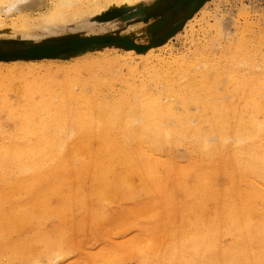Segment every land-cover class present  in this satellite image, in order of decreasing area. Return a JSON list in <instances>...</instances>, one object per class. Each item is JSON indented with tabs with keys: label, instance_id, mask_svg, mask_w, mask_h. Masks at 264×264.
<instances>
[{
	"label": "bare ground",
	"instance_id": "obj_1",
	"mask_svg": "<svg viewBox=\"0 0 264 264\" xmlns=\"http://www.w3.org/2000/svg\"><path fill=\"white\" fill-rule=\"evenodd\" d=\"M39 1L0 0V20L14 16L21 25L30 26L34 22L31 20L32 14L27 15V11ZM49 1L52 7L47 8L48 12L39 18L40 21L37 20L38 24L40 22L38 27L61 21L65 23L72 17L71 22L76 19L75 16L80 18L79 16L86 14L96 17L107 11L109 7L128 6L129 8L143 0ZM216 19L217 23L213 26L208 23L207 29H210L209 26L211 29L217 28L215 32L221 33L220 38H223L225 25L228 24ZM189 23L192 27L193 22ZM0 25L4 27L3 24ZM202 27L204 28V25ZM218 38H209L212 47L207 45L208 42L202 43L195 46L196 49L191 55H185L183 58L180 57L181 55L178 56L180 58L174 63L180 64L175 69H167L162 73H160L162 69L153 70L152 73L150 72L152 77L149 78L155 83V89L150 91L147 84L146 87L142 84L139 94L131 93V90L127 91L132 98L122 94L124 98L119 100L117 97L116 104L111 109L109 108L111 104L108 106V101L102 100L106 95L98 89L100 84L96 80L102 79L100 81L104 82L109 78L112 73L110 70H113V62L120 60L115 53L104 57L107 64L113 65H111L112 69L111 67L104 69L107 64L100 66L104 69L103 73L105 70L110 71L108 77L107 74L105 75L107 79L104 76L100 79L96 76L95 79L91 71L90 76L96 81L94 87L92 86V89L94 88L92 95L87 94L89 87L85 88L86 83L84 84L85 81L80 75L74 79L65 75L67 79L62 81V78L61 82L59 81L63 73L78 75L83 69H91L95 65L88 63L75 64L71 66L72 68L57 64V67L60 66L58 70L63 72L61 76L58 74V80L54 77L50 78L43 87L30 84L34 87L30 90H28L29 86L23 87L27 90L25 93L30 94L25 96L29 106L27 105V110L24 109L25 113L17 107L18 111L24 114L21 116L23 127L19 128L22 131L19 129L17 131L22 133L21 140L27 141L20 144L19 135V138L14 135L17 140L10 135L12 138L9 139L18 142L0 143V254L15 252L21 248L20 251L25 254L23 258H19L22 264L30 262L27 258L35 251L41 259L36 264H53L55 261L60 263L66 260L74 249L71 247L73 241L81 233L89 230L93 236L99 233L100 223H111L115 220V215H111V211L93 212L90 207L94 201L103 200L106 193L115 192L114 195L120 197L121 193L118 194L116 191L126 185L131 190L129 198L134 201L130 211L133 217L136 216V219L131 220L130 226L134 225L133 227L149 241L153 235L161 240L159 235L168 233V237L154 247H151V244L141 247L138 245L137 236L132 239L130 253L133 255L134 252L141 261L140 264H264V54H251L248 47L242 43L236 51L230 49L228 55L217 54L213 58L211 55L200 56L201 51H209L210 54L216 51L220 47ZM191 43H194V40ZM43 48L45 47H40L38 50ZM154 51L151 49L146 55L138 57L148 66L157 58L154 56L155 53L153 54ZM128 53L122 59L125 65L133 62L135 55L132 51ZM169 58L165 55L158 61L162 65H167ZM201 60L212 66L227 67H224V73L217 77L215 82L208 84L206 74H198L196 69L191 68L192 65L197 66ZM179 61H182V64ZM100 62L99 60L96 63L100 64ZM17 63L14 62L12 65ZM52 65L48 67L52 68ZM116 66L117 63L115 68H118ZM42 68L43 66L33 65L28 72H40ZM101 68H99L100 72ZM13 69L11 68L9 72ZM90 76L88 74V78ZM225 76H228L227 80L230 83L236 85V92L241 94L240 91H243L247 94L248 100L245 98L246 107H244L246 110L245 112L242 110V114L230 104L226 106L222 103V106L220 103V107L226 106L224 108L228 113L223 114L217 101L213 103L209 100L219 97L225 80L222 77ZM19 77L14 79L16 85ZM93 78L91 80L94 81ZM126 79L128 80V77ZM12 81H8L10 85ZM21 81L20 79V84ZM110 81L114 83L115 79ZM8 82L4 80V86ZM109 83L112 86V83ZM75 85H79V92L75 91ZM127 85L129 87L130 84ZM7 88L9 89V86ZM23 88L21 87L19 92L16 91L17 96L18 93L22 95ZM89 89L91 91V88ZM106 90L109 94L111 89ZM101 93L104 98H101ZM8 96L11 99V95ZM164 97L168 100L166 103ZM5 100L7 101L6 98ZM13 100H11L12 104L15 102V99ZM37 100L38 102H35ZM23 103L21 108L25 105ZM13 106L15 104L9 106L10 109H16ZM193 106L196 110L192 113L190 110ZM140 108L143 115H139L140 118L137 120L135 116L137 117ZM180 108L184 110L183 113H179ZM201 111H211L208 121H203L204 119L199 115ZM232 119L236 129L234 126L232 128ZM7 121L9 123V119ZM205 122L209 125L207 130L203 126ZM11 125H14V122ZM48 131H53V134L48 135L50 132L46 134ZM187 145L191 149V161L188 159L189 163L181 165L178 162L181 158L177 160L176 149ZM224 177L230 186L226 190L219 188L220 179ZM133 178L137 179L139 185L142 183V191L139 193L132 191L137 185L136 182H132ZM225 181L221 182L225 183ZM180 192L188 193L185 202L181 197L178 198ZM141 195H145V199ZM137 197L143 200L139 201ZM135 199L138 202H135ZM55 200L58 202L56 206H54ZM211 202L216 203L218 211L215 210V215L210 213L214 218L207 222L210 216L206 218L207 214L204 212ZM77 210L85 212L82 219L65 221V216L74 214ZM202 213L205 214V218L201 216ZM140 215L143 217V223L141 226H135ZM26 225H29V228L30 225L37 226V231L34 234L30 233L29 237L25 235L27 238H16L19 230ZM120 226L121 222L118 227ZM77 256L80 263L82 254ZM94 258H88L87 264H90ZM102 259L106 261L105 257Z\"/></svg>",
	"mask_w": 264,
	"mask_h": 264
},
{
	"label": "rangeland",
	"instance_id": "obj_2",
	"mask_svg": "<svg viewBox=\"0 0 264 264\" xmlns=\"http://www.w3.org/2000/svg\"><path fill=\"white\" fill-rule=\"evenodd\" d=\"M49 2H50L49 0H40L38 4H36L32 9H30V11L29 10L27 11L28 12L27 15L32 14V19L30 18L31 20H33L32 22L37 23V20L40 21L39 18L42 15L46 14V12H48V9H50L52 7ZM47 6H49V7H47ZM109 8L107 9V11L101 13L100 14L101 16L97 15L95 17L94 15H90V14L81 15L83 17L79 16L80 18L75 16L74 18H76V19H73V21H71L72 23L70 22V19L72 17H70V18H68L69 20L67 19L65 21V23L63 21H61L62 23L57 22L58 24L52 23V24H54L53 26L51 24V25H45L42 27L40 25V27H38L40 22H39V24L37 23L35 25L34 23L31 22V20H30V23L34 24V26L32 24L30 26H28L29 24H26L25 26H23L20 24L19 20L17 21V19H15L16 17H14V16H12V17L10 16L8 18H5L2 21L0 20V24L4 25V27H0V75H1V78H0L1 83L0 84L3 83L2 85H0L1 86V89H0V112H1L0 118L3 117L6 119V120L5 119L3 120V118L0 119V120H2V122H0V125H1L0 126V134L2 135L5 131V133L2 136L0 135V143H4L7 141L17 143L18 141H16V140H17V138H19L18 135L20 136V138L18 140L22 141L21 140V134L22 133L19 132V131H22L21 129L23 127L22 126L23 123L21 121L23 119V117H21V116H24L23 113L26 112V110L29 106V103H28L29 101L27 102L28 99H26L27 97H25V96L30 95L29 93H28V95H27V93H25L27 90H26V88H23V87L28 88V86H29L28 90H30L31 88H34L33 86H37V85H39L40 87H43L46 80H50V78L53 79V77H54V79L56 78L58 80V77H59L58 74L61 76V72H62V71L58 70L60 66L71 67V66H75V64L76 65L87 64V63L89 65L95 64L92 66L93 68H91V69L90 68L83 69L80 72V74H78V75H76V73H69L70 74V76H69V74H64L62 72L63 74H62V77H59V81L61 82L60 79H62V78H63L62 81L64 79H67L66 78L67 76L69 78L73 77L72 79H74L80 75V78L83 81H85L84 84L86 83L85 88H88V87L91 88V91L89 88L87 89L88 95L89 94L92 95L94 93L93 92L94 88L92 89V86L94 87V85H95L94 82L98 81L100 84L98 89L102 90V93L106 95V98H104L102 93H101V96H102L101 98H104V99H102L103 101L104 100L108 101L107 102L108 106H109V104H111L109 107L111 109V107L114 104H116L117 97L119 100H122L124 98V96L122 94H124V95L127 94V95H125V97L129 98L130 94H129V92L127 93V91L131 90L130 91L131 93L133 92L134 94H139L141 91L140 88L142 87L141 86L142 84L145 85L144 87H146L148 85L147 88H149L150 91L155 89V87H154L155 83H153V80H151L149 78V77H152L151 73L153 70L162 69L163 71L161 70V72H160V73H162V72L166 71L167 69L177 68V66L180 63H178V65H177L176 63H174L175 60L179 59L180 57L183 58L185 55H191L196 49L195 46L197 47V45H201L202 43L205 44L206 42H208L209 44L207 43V45H209V47H212V43L210 41H208L209 38L210 39H216V37L217 38L219 37L217 40H220V44H219L220 47L217 48L216 51L214 50L212 52V54H210L211 52H209V51H201L200 56H202V57H203V55L204 56L211 55L212 58L217 54L228 55L230 49H233V51H236V49L242 43L248 47L251 54H260V55L264 54V0H143L141 3H139L133 7H129V8H128V6L109 7ZM121 8H124V9H121ZM216 18L221 20L222 22H226L225 24H228V25L224 24L226 26L225 30L227 32L225 30H224L225 33L222 32L223 38L222 37L220 38L221 33L215 32V31H217V28L215 30L214 28L211 29V27L209 26L210 29H207L208 23H210L209 25H211V26H213V24L217 23V21H215ZM229 18H231V19H229ZM189 22H193L191 25L192 27H190ZM188 24H189V27H188ZM193 24H194V26H193ZM203 25H204V28L202 27ZM227 27H228V29H227ZM206 31H207V33H206ZM208 33H210V35L212 37ZM217 33H218V35H217ZM204 34H205V36H204ZM225 34H227L226 36H228L229 34L230 35L228 36V38L225 36L226 37L225 38L224 37ZM205 37H207V38H205ZM112 38L121 40V42H119V43H97L96 42V41L101 40V39H112ZM221 39H223V40H221ZM193 40H194V43H191V42H193ZM259 42H261L262 44L261 43L259 44ZM40 47L48 48L50 50L51 54L45 55V56L44 55L41 56V55L37 54L36 50ZM151 49L155 50L153 52V54L155 53L154 56H155V58L157 56V58L154 59L155 61L154 60L152 61L153 63H150V65L147 66L146 64L143 63L144 60L142 61V59L138 56L146 55L147 52ZM130 51L134 52L135 57L133 56V62H130L129 64L125 65V63L123 62L122 59L124 56L129 54L128 52H130ZM113 53H115L117 55V57H119V59H120L119 60L120 63L116 62V61L113 62L114 66L112 64H110V65L107 64L106 63L107 61H105V59H104V57H106V55L113 54ZM165 55H166V58H169V57H173V58L167 59V65H162V64H160V62L158 60L164 58ZM160 56L161 57L163 56V57L161 58ZM178 56H180V57H178ZM99 57H100V59H99ZM102 58H103V60H102ZM43 59H45L46 61ZM98 59L102 63L101 62H100V64L96 63V62H99ZM104 61H105V63H104ZM14 62H16V63L18 62V63L16 65H12V63H14ZM158 62H159V64H158ZM179 62H181V64H182V61H179ZM116 63H117V66H118V64L119 65L121 64L120 66H122V65L123 66L122 67L118 66V68H115ZM50 64H53L52 68L48 67V66H50ZM55 64H56V66H55ZM57 64H61V65L60 66L58 65V67H57ZM98 64H99V66H98ZM101 64H103V66H105L107 64L106 68H104V69H109L110 67L112 69V66H113V70H110L113 73V77H112L113 79L111 78L112 73H110V75H109L110 71L105 70V73H103L104 69H102L100 67ZM33 65H40V66H43V68L40 70V72L39 71L35 72V73H32L31 71L28 72L29 69ZM131 65H133V66L131 67ZM261 65L263 66V64H261ZM46 66H47V68H46ZM107 66H109V67L107 68ZM185 66H187V65H184V67ZM222 66H223V70H222ZM127 67H129V68H127ZM137 67H138V69H137ZM224 67H227V66L226 65H213L212 66V64L206 63L204 60H201L200 62H198L197 66H193V65L191 66V68L197 70L198 74H206L207 75L208 84H212L213 82H215L216 78L221 76L222 73H224ZM11 68H14L13 70H11V72L14 76L12 74H9V73H11V72H9V70ZM99 68L102 69L101 72H100ZM20 69H22V70H20ZM118 69H119V71H118ZM47 70H49V71H47ZM130 70H132V71H130ZM235 70H237V69H235ZM57 71H59V73ZM91 71L93 74H91ZM95 71H96L97 75L95 74ZM106 71H108V73ZM135 71H136V73L138 71V73L137 74L134 73ZM6 72L7 73L9 72V73L7 74ZM55 72H57V73H55ZM85 72H86V75H85ZM27 73H29V74H27ZM88 74H89V76L91 74L93 77H95V79H96V76L98 77L97 79H100L102 76L105 77V75L107 74L106 75L107 77L109 75V78L111 80L115 79L116 82L114 81V83H113L112 81H110L109 78L107 79V77H105L109 82L112 83V86L114 85L112 87L111 84L107 80H104V82L100 81L102 79L95 81V79L92 76H90V78H88ZM20 75L22 76V78H25L24 79L25 81L21 78ZM65 75H66V77H65ZM114 75H115V77H114ZM123 76H124V78H123ZM125 76L128 77V80L126 79L127 77H125ZM2 77H3V80H2ZM12 77H14V78H12ZM17 77H19L22 81H24V86H22L23 85L22 81L20 84V79L18 78L19 81L17 80L18 81L17 85H19V86L21 85V86L17 87V85L14 83V81L17 79ZM91 77L94 79V81L91 80L92 79ZM116 77L117 78L119 77V78L117 79ZM222 78L225 80H224V83L222 86V91L219 92V97L218 98H210L209 100L212 101L213 103H215L217 101L216 102L217 105H219L220 103L221 104L225 103L226 106H227V104H230L231 107L237 109L236 111H238V110L241 111V112H239V114H242L246 110V108L244 109V107H246L245 101L248 100L247 94L243 91H240V92H242L241 94L236 92L235 91L236 85L234 83H230V81L227 80L228 76L227 77L225 76V78L224 77H222ZM4 80H5V82L13 80L11 83L13 86L16 87V90H14L15 87L10 85V82L5 83L6 86H4ZM37 81H39V82H37ZM129 81L131 83H129ZM25 82H26V84H25ZM105 82H107V83H105ZM121 82H122V84H120ZM133 82H135V83H133ZM91 83H92V85H91ZM102 83L106 84L107 87H106V85H105V87H103L104 84L102 85ZM108 83L110 85H108ZM127 83L130 84L129 85L130 88L127 87L128 86ZM136 83H137V85H136ZM30 84L31 85L33 84V86H31ZM89 84L91 86H89ZM131 84H134V86H132ZM123 85H125L126 88ZM8 86H9V89L7 88ZM76 86L78 88H76ZM136 86H138L139 88L138 87L136 88ZM21 87L23 88L22 89L23 92L20 91L22 93V95L18 93V96H17L16 91L19 92V89H21ZM132 87H135L136 89L135 88L132 89ZM10 88H11V90H10ZM100 88H103L104 90L100 89ZM127 88H129V89H127ZM5 89H6V91H5ZM74 89L76 92H79L80 91L79 85H75ZM106 89H109V90L111 89L110 90L111 93L109 91L110 95L107 94L108 90H106ZM2 90H4V91H2ZM124 90H126L125 93H123ZM11 91H12V94H11ZM120 91H122V93ZM89 92H91V93H89ZM23 93H25V95ZM9 94L11 95V99H10V96H8ZM245 94H246V97H244ZM15 95H16V97H18L17 98L18 100L16 99ZM19 95H21V96H19ZM118 95H120V96H118ZM23 96L25 99L22 98ZM107 97H108V99H107ZM113 97H114V99H113ZM119 97H121V98H119ZM5 98L7 99V101L8 100L14 101L13 99H15V102L12 104V101L11 102L9 101V103H8L5 100ZM245 98H246V100H245ZM3 99H4V101H3ZM23 99H24V101H23ZM25 100H26V102H25ZM17 101H18V103H17ZM167 101H168L167 98L164 97V102L166 103ZM35 102H38V100ZM22 103L25 104V105H23V108H21ZM11 104L12 105L15 104V106H13V107L16 108L17 110L13 109V108L10 109V107L12 106ZM222 106H223V104H222ZM222 106L220 107V105H219L220 109L222 108L221 112L223 114H228L227 110L224 108L226 106L225 105H224V107H222ZM17 107L21 109V112L23 110V113H21L20 110L18 111ZM1 108H2V110H1ZM6 108H7V110H5ZM24 109H26V110H24ZM178 110H180V112ZM178 110H177V112H179V113L184 112V110L181 108ZM195 110H196V107L193 106L190 111L193 113ZM242 110H243V112H242ZM16 111H17V113H16ZM140 111H142L141 108L137 112L138 113L137 117L139 115H141V116L143 115L142 114L143 111H142V113ZM19 112H20V114H19ZM208 112L207 111L206 112H202V111L200 112L199 115H201L202 119H204L203 121H208V119H210L209 117H211V111H208ZM237 113H236V115H238ZM1 114H2V116H1ZM4 114L6 117L4 116ZM13 114L15 116L17 114L19 117L16 116L17 118L15 119V116H11ZM7 115L12 118L11 119L12 121L10 120V118ZM20 117H21V119H20ZM137 117L135 116V118L138 120L140 118V116L138 118ZM7 119H9V123H8ZM17 120L19 122H17ZM6 121H7V124H5ZM13 122H14L15 126L11 125V123L13 124ZM16 122H17V124H16ZM18 124H20V125H18ZM11 126H13V127H11ZM20 126H22V127H20ZM203 126L206 130L209 127L207 122H205ZM233 126L236 129V124L234 122V119H232V128H233ZM19 128H21V129H19ZM1 129H3V131ZM13 129H14V132H13ZM18 129H19V131H17ZM49 132H50V134H48ZM8 133H9V135H7ZM46 134L52 135L53 131H48ZM10 135L17 136V138L15 136L13 137V138H16V140L15 139L14 140L9 139V138H12ZM235 138H233V140ZM20 141L18 143L21 144V143H26L27 140L24 141V139H23L22 142H20ZM179 147L180 148L176 149L177 150V157H178L177 160L179 158H181V160H178V162L181 165L183 163H185L184 165H186L189 160L191 161V158H190L191 149L188 147V145L186 147L185 146H179ZM187 148H189V149H187ZM176 150H175V152H176ZM224 179L226 180L225 177L220 179L219 188L221 187V189L226 190L230 186H229L228 180L225 181ZM110 180H111V178H110ZM136 180H137L136 178H133L132 182H136ZM138 181H140L139 178H138ZM138 181L136 182L137 185L135 187V190H133L134 187L132 186L133 187L132 191H134L135 193H139L142 191L141 190L142 183L139 182V183H141V185H139ZM221 181H223V182L225 181V183H223ZM221 183H222V185L223 184L224 185L222 186ZM133 184L135 185V183H133ZM137 186H139V187L137 188ZM221 189H219V190H221ZM224 190H221V191H224ZM116 192H118V194L121 193V196H120L121 198L114 195L115 192L112 194L106 193L103 196L104 197L103 200H100V201L95 200L94 203L90 207V209L93 212H98L99 210H105L106 212L111 211L112 212L111 215H115V220L112 221L111 223H100L99 224V233L93 234V236L89 230H87V232L85 231L86 233L85 232H83V234L81 233L80 236H78L73 241V244L71 245V247H73L74 249L72 250V254H70L67 257V259L64 260L65 262L62 261L59 263V262L55 261V262H53V264H87V259L90 257H95L94 260L90 264H103L106 262H108L109 264H118V263L119 264H136V263L140 264L141 261L137 258V256L134 255V252L131 251V252H133V255L130 253V250H132V249H130L131 241H132V239H134V237H136V236L138 237L137 238L138 239L137 241L139 243L138 245H140L141 247H145L147 244H151L152 245L151 247H154L159 242H162V239L164 240L165 238L168 237V233L166 232L164 235H159L162 238L161 240L159 237L153 235V237H151V239H150L151 241H149L145 236L141 235L140 232L137 231L133 227L134 225L130 226L132 224L131 220L133 221L134 219H136V216L133 217L131 214L132 211H130L132 209L131 207L134 203V201H132L129 198V195L131 194V190L129 189V187H127L125 185L123 188H121L120 190H118ZM179 194H180V196L178 195V198L180 199V197H181L182 201H184L185 198L188 199V193L180 192ZM182 195H183V197L184 196L185 197L183 198ZM141 196H143L144 197L143 199H145V195H141ZM138 197L136 198L137 200H139V201L143 200L142 198L138 199ZM136 199H135V202H138ZM187 199H186V202H187ZM184 202H182V203H184ZM57 204H58V202L55 200L54 206H56ZM215 204H216L215 202H214V204H213V202L208 203V208H207L206 212H204V213L207 214L206 218H208V216H210L211 218L209 217V219H207V220L205 219L207 222H208V220L214 218V216L212 217L211 214L215 215V210L218 211V206ZM82 211L83 210H77L74 214H70V215L68 214L67 216H65V221L66 220L75 221V220L82 219L83 216L85 215V212L83 211V213H82ZM155 212H157V210ZM204 213H202L201 216H204L205 215ZM142 218L143 217H141V215H140L138 218V222L135 226H141V223H143ZM204 218H205V216H204ZM120 222H121V226L119 228L118 225L120 224ZM30 226H31L30 228H29V225L22 227L20 229L21 232L19 230V233H17L15 237L22 239L23 237L27 238V237L31 236L30 233L34 234L37 231V228H36L37 226L36 225H35L36 227H34V226L32 227V225H30ZM69 226H71V225H69ZM25 227H28L29 229H27ZM225 227H228V226H225ZM23 230L26 233H24ZM174 231H172V232L175 233ZM25 235H27V237ZM96 235H97V237H96ZM107 246H111V247L106 248ZM20 249L21 248H19L15 252H8V253L0 254V264H22L19 258L20 257L23 258V256H25V254L22 250L20 251ZM77 254H82V261L80 263L78 262ZM102 257H105L106 261H104L102 259ZM27 260L30 262H27L26 264H33L32 262H34L36 264V262H40L41 259L38 255V253L35 251V252H33L32 255H30L27 258Z\"/></svg>",
	"mask_w": 264,
	"mask_h": 264
},
{
	"label": "water",
	"instance_id": "obj_3",
	"mask_svg": "<svg viewBox=\"0 0 264 264\" xmlns=\"http://www.w3.org/2000/svg\"><path fill=\"white\" fill-rule=\"evenodd\" d=\"M97 43H119V42H121V40H118V39H101V40H98V41H96ZM37 52V54H39V55H41V56H45V55H49L50 54V50L48 49V48H43V50L42 49H40V50H36Z\"/></svg>",
	"mask_w": 264,
	"mask_h": 264
}]
</instances>
